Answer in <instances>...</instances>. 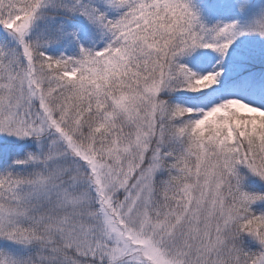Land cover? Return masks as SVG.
Segmentation results:
<instances>
[{
    "label": "snow or ice",
    "instance_id": "6c2138e0",
    "mask_svg": "<svg viewBox=\"0 0 264 264\" xmlns=\"http://www.w3.org/2000/svg\"><path fill=\"white\" fill-rule=\"evenodd\" d=\"M0 264H264V0H0Z\"/></svg>",
    "mask_w": 264,
    "mask_h": 264
}]
</instances>
